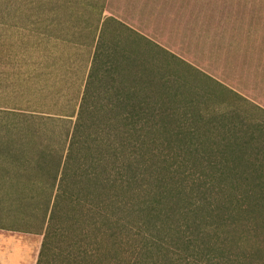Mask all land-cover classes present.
Instances as JSON below:
<instances>
[{"label": "rangeland", "instance_id": "rangeland-1", "mask_svg": "<svg viewBox=\"0 0 264 264\" xmlns=\"http://www.w3.org/2000/svg\"><path fill=\"white\" fill-rule=\"evenodd\" d=\"M201 1L213 18L205 19L196 35L161 23L162 15L157 28L146 24L147 40L131 36L135 45H147L138 51L141 57H124L122 50L111 48L123 45L127 33L109 22V34L100 41L103 50L90 65L95 10H111L123 20L120 4L0 0V105L18 110L0 111V130L29 135L1 148L0 164L11 165L6 159L11 156L12 165L32 166L19 178L12 170L8 174L15 178L12 185L20 179L27 189L2 193L8 200L0 201V227L19 225L15 216L28 212L36 232L57 177L51 202L60 196L57 213L67 231L51 242L62 250L82 233L92 238L99 201L121 194L103 189L99 180L119 176L114 151L126 139L138 138L120 121L151 120L158 125L152 133L157 151L155 156L141 152L150 170L143 176L147 191L140 192L137 204L161 199L162 209L173 214L164 229L204 248L211 264H264V0ZM62 17L70 24L78 18L85 29L84 55L76 58L77 72L83 71L85 79L80 121L81 104L69 117L74 84H63L61 97L33 98L28 88L29 70L39 59L34 46L43 42L37 32H43L45 20L59 24ZM137 131L146 134L140 127ZM36 162L45 169L35 171ZM19 196L29 200L22 210L15 207ZM133 220L137 217L128 221ZM57 252L50 253L49 264L61 261Z\"/></svg>", "mask_w": 264, "mask_h": 264}, {"label": "trees", "instance_id": "trees-1", "mask_svg": "<svg viewBox=\"0 0 264 264\" xmlns=\"http://www.w3.org/2000/svg\"><path fill=\"white\" fill-rule=\"evenodd\" d=\"M201 5L202 1L197 4V9L206 13L204 21L212 19L213 13L206 11ZM133 60L131 63L129 62V65L133 63ZM91 76L92 74H89V79ZM140 104L142 102L135 103V105ZM128 105L131 106V104ZM79 108L81 109L78 112L77 121L81 120L83 102ZM120 122L125 126V129H129V133L131 130L135 131L138 138L133 142L126 139V145L124 147L122 145L119 150L114 151L115 161L121 163L117 168L119 176L112 179V174L111 177L108 174L107 177L99 180V184L103 189L120 191L121 194H112L111 197L99 201L95 210V219L92 222L94 229L92 238H89L87 233H82L80 240H71L64 249L60 250L55 248L51 241L56 237L66 236L65 231L67 230L57 213L60 196H56L53 204L51 202L57 180V177L54 178V182L50 186V198L45 203L44 214L36 224V232L43 235L37 264H49L50 253L56 251L62 256L58 264H211L214 260L204 248L195 247L192 241L186 242V237L178 231L171 229L170 232H167L164 229V227H170L168 221L173 214L171 210V212H166L162 209L161 199L137 204L140 192L147 191L148 183L143 180V176L149 174L150 170V166H147L149 162L144 160L146 154L143 155L141 152L148 150L150 155H156L157 140L154 136L152 137V133L157 130V123L148 120L144 124V121H128L126 118L121 119ZM138 127L141 131H146V134L138 133ZM78 128L79 122L76 125L75 133ZM144 135L146 136L143 137ZM127 147L131 148L130 152H127ZM36 163L35 171L45 169L42 162ZM31 167L20 165L19 170L14 171V174L15 176L17 174L19 178L21 170ZM19 180L13 184L16 186L15 192L17 191V193L27 189V185L24 183L18 184ZM60 180L63 181L64 178H60ZM157 194L161 197L164 196L163 192ZM28 204L29 200L24 196H19L15 200V207L21 210ZM29 215L28 212H23L15 216L18 218L19 225H13L10 229L34 233L32 232L34 221ZM133 216L137 217V220L128 221L132 220Z\"/></svg>", "mask_w": 264, "mask_h": 264}, {"label": "crops", "instance_id": "crops-1", "mask_svg": "<svg viewBox=\"0 0 264 264\" xmlns=\"http://www.w3.org/2000/svg\"><path fill=\"white\" fill-rule=\"evenodd\" d=\"M116 2L121 5L123 20L121 17L115 15L111 10L102 9L98 11V20L95 23V30L92 34V61L98 56V49H102L100 41L101 37L108 36V23L112 22L119 24L127 34H123L124 40L122 44H116L112 49L122 50L124 57L133 56L141 57L138 51L142 49L146 50L147 45L140 43L135 45L130 41V37L136 35L138 38L147 40L149 35H146V24L149 27H158L161 22L162 15L163 24L167 26L175 27L180 31H185L192 34L197 33V30L201 29L205 25L204 17L205 12L197 9V4L201 3V0H108ZM62 11V10H61ZM107 13V16L105 15ZM117 16V17H116ZM120 16V15H119ZM63 18V17H62ZM58 23L55 21L53 24L48 25V20L44 22V29L41 32H37L42 35L43 42H39L36 52H38V61L33 62V66L28 73V88L31 97L49 98L51 96L61 97L63 95V84H74V109L70 112L71 116L77 114V107L82 103L84 93V81L83 71L77 72V56L78 54L83 57L84 55V27L82 23H79L76 18L70 24L69 21L64 18ZM75 18V17H74ZM118 20H121L119 22ZM160 20V22H159ZM52 26V27H51ZM54 26V27H53ZM120 27H116L117 30ZM144 28V30L141 29ZM117 35L119 32H116ZM116 36V35H115ZM138 41V39H137ZM132 44L133 47L130 45ZM146 46V47H145ZM158 47L156 44L154 45ZM101 47V48H100ZM159 48V47H158ZM32 50V49H31ZM143 51V50H142ZM98 52V53H97ZM133 57V58H134ZM75 58V59H74ZM132 58V60H133ZM134 58V59H135ZM48 59V60H47ZM129 60V58H128ZM89 65V63H88ZM89 65V66H90ZM79 74V78H78ZM79 80V84H78ZM52 84V85H51ZM79 85V88H78ZM18 111L10 106L0 105V111ZM35 115L53 117L52 113L37 112ZM48 114V115H47ZM1 127V124H0ZM28 134V133H26ZM25 133H19V131L0 130V150L1 148H7V144L10 143L12 138L26 139L29 135ZM33 137V136H31ZM8 149V151H10ZM5 158V157H4ZM3 157H0V160ZM8 161L14 163L13 157L7 156ZM7 166L0 164V182H10L8 185L0 184V201H7L2 193L10 190H15V185H12L14 177H8L11 170H19V164ZM19 165V166H18ZM10 171V172H9ZM43 241V235L38 232L25 233L15 231L10 228L0 227V264H37L41 245Z\"/></svg>", "mask_w": 264, "mask_h": 264}]
</instances>
